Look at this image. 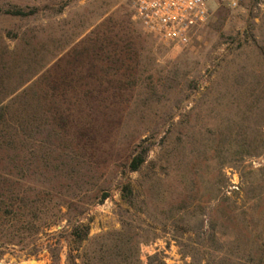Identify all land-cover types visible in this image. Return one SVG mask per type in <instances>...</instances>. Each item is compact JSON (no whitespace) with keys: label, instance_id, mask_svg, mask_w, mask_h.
I'll use <instances>...</instances> for the list:
<instances>
[{"label":"rangeland","instance_id":"1","mask_svg":"<svg viewBox=\"0 0 264 264\" xmlns=\"http://www.w3.org/2000/svg\"><path fill=\"white\" fill-rule=\"evenodd\" d=\"M0 102V264L258 258L264 0L186 44L132 0H0Z\"/></svg>","mask_w":264,"mask_h":264},{"label":"built area","instance_id":"2","mask_svg":"<svg viewBox=\"0 0 264 264\" xmlns=\"http://www.w3.org/2000/svg\"><path fill=\"white\" fill-rule=\"evenodd\" d=\"M246 0H132L137 19L159 40L186 44L207 19L212 3L237 8Z\"/></svg>","mask_w":264,"mask_h":264},{"label":"trees","instance_id":"3","mask_svg":"<svg viewBox=\"0 0 264 264\" xmlns=\"http://www.w3.org/2000/svg\"><path fill=\"white\" fill-rule=\"evenodd\" d=\"M11 13H12L13 15L25 16V15H28V14H30V13H32V12L28 13V12L22 10V9H19V10L11 11ZM1 103H2V102H0V104H1ZM2 108H3V107H0V111H1V112L3 111ZM145 161H146V158H145V156H144L143 154H137V155L133 158V160H132V162H131V169H132L133 171H138V170L141 168V166L143 165V163H144ZM87 230H88V229H87ZM74 235L77 236V237H83V236H81V235L78 233V231H77V232L75 231ZM257 251H259V253H258V255H255V256H258V258L255 257V261L252 262V264H264V241L260 243V247L258 246V250H257ZM256 259H257V260H256ZM245 264H246V263H245Z\"/></svg>","mask_w":264,"mask_h":264}]
</instances>
